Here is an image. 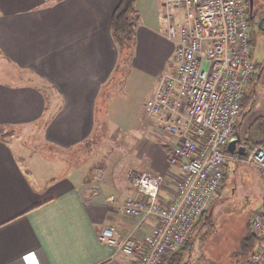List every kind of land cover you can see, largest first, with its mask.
<instances>
[{
  "label": "crops",
  "instance_id": "0c3cea01",
  "mask_svg": "<svg viewBox=\"0 0 264 264\" xmlns=\"http://www.w3.org/2000/svg\"><path fill=\"white\" fill-rule=\"evenodd\" d=\"M119 2L0 0L3 61L37 78L35 82L9 79L0 67V264H131L133 256L112 255V248L99 238L101 230L113 227L123 236L134 232L143 239L155 228L154 219L139 224L122 209L128 196L141 197L126 178V168L107 167L103 178H98L87 156L61 172L59 165L52 168L45 154L2 135L4 127L42 122L44 143L67 151L82 149L99 126H107L99 98L108 94L103 91L119 59L111 31ZM136 7V46L149 54L148 62L158 58L160 63L150 99L159 77L174 69V64L166 68L169 58L174 63L176 47L166 29L169 20L179 21L183 14L172 9L169 19L166 0H137ZM44 84L52 86L54 94L49 110ZM124 102L119 97L110 104L112 125L124 124L120 107ZM143 125V135L132 148L141 159L136 167L165 174V185L172 182L176 189L172 175L179 169L169 162L176 138L157 133L159 127L148 120ZM263 137L260 128L251 137L243 136L236 125V148L232 152L227 145V152L240 154L241 146L248 148L250 141ZM227 166L228 162L225 172ZM110 195L116 196V203L108 200Z\"/></svg>",
  "mask_w": 264,
  "mask_h": 264
},
{
  "label": "built area",
  "instance_id": "2783aa9c",
  "mask_svg": "<svg viewBox=\"0 0 264 264\" xmlns=\"http://www.w3.org/2000/svg\"><path fill=\"white\" fill-rule=\"evenodd\" d=\"M166 9L169 19L172 9L183 14L179 21L169 20L166 29L176 44L174 69L159 77L147 108L176 138L169 157L179 169L176 190L164 200L165 174L130 171L129 182L142 196H128L122 209L138 223L154 219L155 228L143 239L108 226L99 234L105 244L134 256L133 264H163L185 246L219 191L228 160L252 165L264 175V144L245 154L224 150L235 140L242 100L255 77L247 0H166ZM108 200L117 202L115 195ZM251 225L259 243L244 264H264L263 209L254 211Z\"/></svg>",
  "mask_w": 264,
  "mask_h": 264
},
{
  "label": "rangeland",
  "instance_id": "374dc122",
  "mask_svg": "<svg viewBox=\"0 0 264 264\" xmlns=\"http://www.w3.org/2000/svg\"><path fill=\"white\" fill-rule=\"evenodd\" d=\"M262 5H264V0H254L253 11L256 6ZM250 25L251 33L253 32L255 39L251 47L252 61L256 66L255 77L247 91V101L250 102V105L242 106L237 128L243 136L248 134L251 137L256 128L263 126L261 121L264 118V35L259 32L255 21L252 24L250 22ZM137 50L138 46L135 45L129 67L118 72L117 77L108 86L107 92L109 95H101L99 98L101 111L108 120L105 121L106 124L104 123L107 126H99L95 137L88 144L81 147L82 149L73 148L66 151L45 144L41 135L42 122L27 127H4L2 134L8 139L22 143L28 150L35 149L39 154H45L49 157L50 163L53 165L52 168L56 169L55 166L59 165L61 172L70 171L73 169L74 164L82 163V159H86L87 156L86 160L92 158L90 161L93 164L92 171H96L95 174H98V178H103L104 173L102 171L107 167L108 169L126 168V178L132 170L149 171L136 167L141 159L138 160L132 151L137 143V137L143 135L141 132L144 130L143 124L146 120L153 123L157 128L159 127L157 131L155 130L157 133L164 134L161 120L158 116L149 113L147 108V101L155 84V72L159 70L160 63L158 58L150 59V62H148L149 54ZM170 60L171 58H169L166 68L174 64L173 60ZM0 67L3 69L2 73L7 75L9 79L22 81V79L29 80L32 78L29 73L6 64L1 54ZM119 97L125 100L120 105L124 109V116H126L124 124L121 123L122 127H118L115 122L112 125L108 117L112 112L110 104ZM250 142L248 148L245 146L246 151L256 147H252ZM227 162L226 181L224 185L222 182L219 191L214 194L208 207V209L211 208L210 211L214 214L215 227L209 229L206 227L201 230L197 228L194 231L193 244H191L190 250L185 251L184 262L186 264H235L236 257L233 251L239 248L240 243L238 242L245 224L248 221L251 222L254 211L264 208L263 173L258 168L242 161L230 159ZM178 176V172H174L172 175L175 183ZM166 179L162 189L165 196L164 200H168L176 190L174 187L172 188L171 181V183H168L169 186L165 185ZM129 217L138 222L135 217ZM205 232H207L205 236L201 237ZM109 246L113 250V256L122 253L113 246Z\"/></svg>",
  "mask_w": 264,
  "mask_h": 264
},
{
  "label": "trees",
  "instance_id": "16d2710c",
  "mask_svg": "<svg viewBox=\"0 0 264 264\" xmlns=\"http://www.w3.org/2000/svg\"><path fill=\"white\" fill-rule=\"evenodd\" d=\"M137 0H120L118 5L116 6L111 20V31L114 38V41L118 47L119 51V59L116 65V68L114 70V74L111 77L110 81L105 85L104 91L108 88L110 84L114 81V79L117 77V73L121 72L123 68H128L130 65V60L133 55V51L136 45V28L138 25V19H139V12L136 7ZM248 3V9L250 12V4L249 0H247ZM264 14V5L262 6H256V9L253 11V19L250 18L251 24L253 21H255L259 15ZM256 22V21H255ZM258 26V24L256 23ZM259 28V26H258ZM253 33V32H252ZM251 33V47L255 41L253 34ZM252 49V48H251ZM37 79V78H36ZM34 80V78L29 79V81H37ZM44 86V91L46 95H48L47 98H50V101L48 99V106H46V109L49 110L52 103V86H49L46 84ZM248 93L246 92L243 100H242V106H249L250 102L247 101ZM261 119V118H260ZM259 120V119H258ZM257 120V121H258ZM262 127H260L262 134L264 135V118H262ZM4 135V134H2ZM89 142H87L88 144ZM251 146H258L261 144H264V137L259 142H250ZM225 151H228L227 147L224 148ZM227 173H224V179H223V185L226 181ZM211 208L207 209L199 218V220L196 222L190 236L188 239V242L186 245L178 252L173 253L164 259L163 264H186L184 262V256L185 251L190 250L191 244H193V233L197 228H214L215 222H214V214L212 211H210ZM264 210V208H263ZM251 222L248 221L247 224H245V232L244 229L240 235V243L238 246L239 248L233 251L235 258V264H244L249 258L253 256L255 253L256 247L259 243V237L253 232ZM207 232L203 233L204 237ZM203 239V238H202Z\"/></svg>",
  "mask_w": 264,
  "mask_h": 264
},
{
  "label": "water",
  "instance_id": "95a60500",
  "mask_svg": "<svg viewBox=\"0 0 264 264\" xmlns=\"http://www.w3.org/2000/svg\"><path fill=\"white\" fill-rule=\"evenodd\" d=\"M249 4H250V12H251V14H253L254 0H249ZM263 20H264V18H262V19L260 20V22H259V25H260V26H262ZM228 147H229V149H230L232 152L235 151V148H236V142H235V140L231 141V142L229 143ZM245 152H246V148H245V146H241V147L239 148V153H240V154H245Z\"/></svg>",
  "mask_w": 264,
  "mask_h": 264
},
{
  "label": "flooded vegetation",
  "instance_id": "af4514ba",
  "mask_svg": "<svg viewBox=\"0 0 264 264\" xmlns=\"http://www.w3.org/2000/svg\"><path fill=\"white\" fill-rule=\"evenodd\" d=\"M250 18H252V19L254 18L253 14H251V12H250ZM262 18H264V14L259 15L255 21L259 26V32H261L264 35V20H263L262 26L259 25V22Z\"/></svg>",
  "mask_w": 264,
  "mask_h": 264
}]
</instances>
